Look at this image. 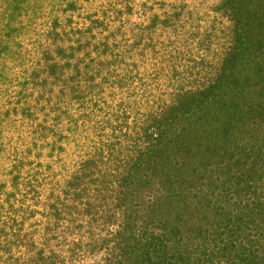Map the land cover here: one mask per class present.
<instances>
[{
	"label": "trees",
	"instance_id": "1",
	"mask_svg": "<svg viewBox=\"0 0 264 264\" xmlns=\"http://www.w3.org/2000/svg\"><path fill=\"white\" fill-rule=\"evenodd\" d=\"M65 1L24 50V174L0 185V264H264V0H216L214 54L185 0H143L130 26L138 0Z\"/></svg>",
	"mask_w": 264,
	"mask_h": 264
},
{
	"label": "rangeland",
	"instance_id": "2",
	"mask_svg": "<svg viewBox=\"0 0 264 264\" xmlns=\"http://www.w3.org/2000/svg\"><path fill=\"white\" fill-rule=\"evenodd\" d=\"M110 2L111 0H88L87 5L85 3V9L92 6L97 10L98 7H106L103 5L106 3L107 8L104 9L106 10L112 5ZM142 2L143 0L136 1L134 12L124 17L123 22L127 23L126 25L130 26L139 22L136 12L139 11ZM185 2L190 9L198 7L199 13L207 18V22H210L207 26L212 28L207 27L206 32L200 31V34L202 41H204L203 34L212 35L211 43H207L205 48H212L211 54H214L222 38H219L220 31L214 35L211 31L214 32L218 28L227 26L225 20H221L219 16L211 12L216 0H185ZM65 8V0H0V185L4 184L12 172L16 171L14 164L18 166L19 162H22L21 172L24 174V140L26 141L28 136L24 132L28 122L24 79L27 78L28 70L33 63L31 57L24 54V50L33 51V47L36 46L35 40H40L45 33L56 30L58 27L56 19L64 22ZM220 22L221 27L217 25ZM200 24L203 26L207 23ZM158 35L154 36L155 46L160 40L165 42V37H167L165 32L160 37ZM144 43L145 40H142L141 47H135V53L142 51ZM212 43H214L213 46ZM198 50L203 49L199 47ZM143 62L137 63L138 71L145 69L144 71L150 73L152 77L155 62L148 63L149 61L144 59ZM43 122L50 126L56 125L55 121L46 119L40 111L36 115L35 123L42 125ZM54 128L56 131L57 125ZM64 136L66 139L63 138V145L69 147L74 139H71L72 135L69 133H64ZM82 264H99V261L88 259Z\"/></svg>",
	"mask_w": 264,
	"mask_h": 264
}]
</instances>
